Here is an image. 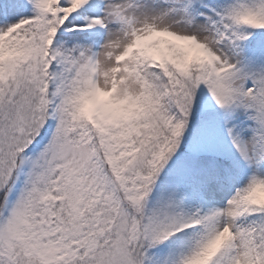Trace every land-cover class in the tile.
<instances>
[{"label":"snow or ice","instance_id":"1","mask_svg":"<svg viewBox=\"0 0 264 264\" xmlns=\"http://www.w3.org/2000/svg\"><path fill=\"white\" fill-rule=\"evenodd\" d=\"M0 264H264V0H0Z\"/></svg>","mask_w":264,"mask_h":264}]
</instances>
